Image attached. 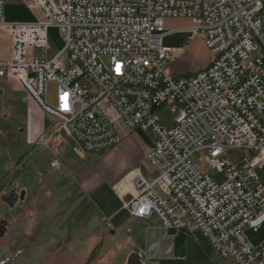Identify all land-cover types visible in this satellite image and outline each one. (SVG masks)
Here are the masks:
<instances>
[{"label":"built area","instance_id":"obj_1","mask_svg":"<svg viewBox=\"0 0 264 264\" xmlns=\"http://www.w3.org/2000/svg\"><path fill=\"white\" fill-rule=\"evenodd\" d=\"M10 1L0 0L11 38L0 75L9 73L53 118L39 137L51 165L60 166L56 147L67 138L101 153L126 132H151V171L136 168L119 186L131 214H157L167 230L197 229L236 264H264V241L254 245L245 234L264 223V0H23L36 20L8 23ZM182 19L190 25L168 30L169 20ZM51 27L65 41L53 54ZM179 32L187 33L181 47L165 43ZM192 36L211 59L175 75L171 66ZM49 82L57 83L54 104L45 98ZM161 105L175 114L170 128ZM229 149L247 154L236 162Z\"/></svg>","mask_w":264,"mask_h":264},{"label":"crops","instance_id":"obj_2","mask_svg":"<svg viewBox=\"0 0 264 264\" xmlns=\"http://www.w3.org/2000/svg\"><path fill=\"white\" fill-rule=\"evenodd\" d=\"M4 16L8 23L30 22L37 18L23 0L8 2ZM169 21L167 27L171 30L174 27H169ZM179 35L174 47H181L186 40V32H179ZM10 59L11 38L4 24L0 25V62L7 63ZM0 84L4 89L7 87L25 94L24 98L32 111L26 125L27 141L32 146L42 144V149L35 148L30 153L34 155V166L56 178L54 189L59 196L53 199L51 219L36 227V236L29 239L31 249L88 250L89 256L96 259L112 250V264H127L133 253L138 254L139 264H186L190 243L180 239L182 229L175 233L164 229L157 214L147 219L133 216L126 206L125 195L119 189L132 170L139 168L144 174L151 171L147 154L155 145L154 135L152 142L142 146L141 151L134 140L143 130L126 132L119 145L101 153L86 152L73 138H67V142L56 147L60 166L53 167L54 154L39 139L53 122L47 123V114L39 109L9 73L0 75ZM65 172L73 175L71 180L65 178ZM21 192H24L21 199L24 203L29 194L24 190ZM86 195L94 198L98 209L91 205ZM191 242L195 244L193 237Z\"/></svg>","mask_w":264,"mask_h":264},{"label":"rangeland","instance_id":"obj_3","mask_svg":"<svg viewBox=\"0 0 264 264\" xmlns=\"http://www.w3.org/2000/svg\"><path fill=\"white\" fill-rule=\"evenodd\" d=\"M189 25L190 21L187 19L169 21L170 28H185ZM179 37V33L169 34L165 38V43L176 46ZM49 38L52 46L49 54L63 48L64 34L60 28H51ZM36 53L44 54L43 50H37ZM210 59L211 54L201 39L198 36H192L188 49L172 64L171 71L175 75H191L209 63ZM47 90L46 101L54 104L57 83L49 82ZM24 96V93L12 91L7 87L4 89L0 84V222L5 221L7 227L4 236L0 237V264H112L114 260L112 250H109L102 258L96 259L89 256L88 250H53L51 248L43 250L36 247L31 249L29 239L36 236L34 232L37 226L51 219L49 216L53 209V199L59 194L54 189L55 176L37 170L34 166V155H30L33 149H42V144L32 146L27 141L26 125L32 117V111ZM157 112L163 126L170 128L174 125L175 114L168 105H161L157 108ZM46 121L52 123L53 118L47 115ZM152 135L147 131L138 132V137L134 140L136 147L142 151V146L152 142ZM228 154L237 162L245 157L247 152L229 149ZM203 169L216 174V171L205 164ZM64 174L68 180L72 179L73 175L71 176L70 173ZM261 174L264 175V171H261ZM13 189L18 195L23 190L28 193L27 201L22 203L19 199L13 207L4 202L2 196ZM86 196L91 205L98 209L94 198L91 195ZM245 234L252 244L259 245L264 241V223L256 230L246 229ZM179 235L180 239L190 243L186 264H236L233 259L220 257L210 241L199 230L186 228L182 229ZM192 237L195 244L191 242Z\"/></svg>","mask_w":264,"mask_h":264},{"label":"water","instance_id":"obj_4","mask_svg":"<svg viewBox=\"0 0 264 264\" xmlns=\"http://www.w3.org/2000/svg\"><path fill=\"white\" fill-rule=\"evenodd\" d=\"M18 198L19 197L16 194L15 190H12L10 193L2 196V200L6 202L10 207L14 206ZM23 198H24V192H21L20 199H23ZM6 229H7L6 222L2 221V223H0V237L4 236ZM171 232L175 233L176 231L171 230ZM127 264H139L138 254L133 253L132 255H130V257L128 258Z\"/></svg>","mask_w":264,"mask_h":264},{"label":"snow or ice","instance_id":"obj_5","mask_svg":"<svg viewBox=\"0 0 264 264\" xmlns=\"http://www.w3.org/2000/svg\"><path fill=\"white\" fill-rule=\"evenodd\" d=\"M116 71H117V72L120 71V66H119V65H117V67H116Z\"/></svg>","mask_w":264,"mask_h":264},{"label":"flooded vegetation","instance_id":"obj_6","mask_svg":"<svg viewBox=\"0 0 264 264\" xmlns=\"http://www.w3.org/2000/svg\"><path fill=\"white\" fill-rule=\"evenodd\" d=\"M16 194H17V192H16ZM17 195H18V194H17ZM18 197H19V198H18V200H19V199H20V195H18ZM18 200H17V201H18ZM17 201H16V202H17ZM16 202H15V203H16ZM0 223H2V221H1Z\"/></svg>","mask_w":264,"mask_h":264}]
</instances>
